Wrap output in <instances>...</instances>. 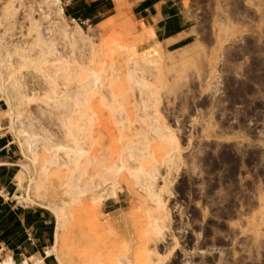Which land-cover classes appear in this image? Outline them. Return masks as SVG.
Here are the masks:
<instances>
[{
  "label": "rangeland",
  "instance_id": "obj_1",
  "mask_svg": "<svg viewBox=\"0 0 264 264\" xmlns=\"http://www.w3.org/2000/svg\"><path fill=\"white\" fill-rule=\"evenodd\" d=\"M42 1L0 0V134L22 178L7 192L48 212L53 235L0 262L264 264V0H184L196 31L170 49L134 0L90 21ZM79 111L91 130L76 198Z\"/></svg>",
  "mask_w": 264,
  "mask_h": 264
},
{
  "label": "crops",
  "instance_id": "obj_2",
  "mask_svg": "<svg viewBox=\"0 0 264 264\" xmlns=\"http://www.w3.org/2000/svg\"><path fill=\"white\" fill-rule=\"evenodd\" d=\"M64 15L90 21L110 10L111 0H60ZM184 0H134L136 15L154 32L152 40L167 49L191 42L195 27L182 7ZM4 100L0 97V112ZM17 151L8 135L0 134V251L6 249L27 262L47 248L53 235L51 215L40 209L21 205L7 188L14 186L17 174ZM31 239L30 242L28 239ZM32 252V254H28ZM44 262V258H43ZM45 263V262H44Z\"/></svg>",
  "mask_w": 264,
  "mask_h": 264
},
{
  "label": "bare ground",
  "instance_id": "obj_3",
  "mask_svg": "<svg viewBox=\"0 0 264 264\" xmlns=\"http://www.w3.org/2000/svg\"><path fill=\"white\" fill-rule=\"evenodd\" d=\"M41 5H43L45 8L44 9H47L48 11H49V14H51V13H53V14H61V11H62V7H61V1L60 0H43L42 1V3H41ZM43 9V8H42ZM60 16V15H59ZM73 21V20H72ZM74 24V23H73ZM73 24L71 25V26H73ZM78 26V25H77ZM76 25H74L73 27H70V28H68L67 26H65V29H64V31H63V33L65 34V35H67V33L69 34V33H72V34H74V35H76V36H78V37H80L79 35L81 34L80 32H79V26L77 27ZM79 28V29H78ZM82 35V34H81ZM81 38V37H80ZM84 37H82V39H83ZM80 95V94H79ZM76 97H77V95H76ZM75 97V98H76ZM78 98V100H77V103H78V101H79V97H77ZM81 102V100L79 101V103ZM76 104V103H75ZM83 103H81V105H82ZM77 105V104H76ZM78 106V105H77ZM73 110V109H72ZM71 110V111H72ZM73 113V112H72ZM82 114L83 113H81L80 111H79V114L78 115H74L73 114V117L74 116H76L75 117V122H76V127L75 128H73L74 129V139H73V141H74V146H73V148H72V160H71V163H73L72 165H74V169L75 170H77L76 171V175H78V176H76V179L75 180H73V179H71V180H73L75 183H73L72 182V184H75V189H74V195H73V197L75 196L76 198H79L78 196L79 195H81L82 193V191H83V189L81 188V183L80 184H78V181H79V179H80V175L82 174V170H83V164H81L82 162V160H81V158L85 155H87L86 154V152H85V150L87 151L88 149H84L83 147V145H82V140H83V137H82V132L83 131H85V130H88V125L90 124L89 122H91L90 120H91V117H90V115L88 114V116L90 117H87V118H85V120H82V121H85V123H81L82 121H81V119H82ZM84 115V114H83ZM85 116V115H84ZM90 119V120H89ZM73 120V119H72ZM81 121V122H80ZM74 122V123H75ZM74 125V126H75ZM91 125V124H90ZM72 129V130H73ZM90 129V128H89ZM91 130V129H90ZM89 130V131H90ZM89 131H85L86 133H88ZM73 132H72V134H73ZM86 133H84V137H85V134ZM89 134V133H88ZM88 134H86L87 135V137H88ZM90 137V136H89ZM86 138V137H85ZM92 138V137H91ZM89 141V140H88ZM88 143V142H87ZM90 144V143H89ZM92 146V145H91ZM90 152V151H89ZM88 152V153H89ZM139 154V153H138ZM137 154V155H138ZM93 155V154H92ZM94 157H95V155H94ZM88 158V157H87ZM83 159H86V158H83ZM90 159H91V157H90ZM89 158L88 159H86V161H83V163L84 162H86V163H84V164H89L90 163V161H92V159L90 160ZM103 159V158H102ZM95 160H96V158H95ZM93 161H94V159H93ZM104 161V160H103ZM106 161V160H105ZM98 163V162H97ZM105 163V162H104ZM107 164V163H106ZM112 164V163H111ZM71 165V166H72ZM91 165V164H90ZM94 165H95V163H94ZM81 167H82V169H81ZM105 167V166H104ZM88 168H90V167H88ZM108 168H110V169H112L111 167H109L108 166ZM71 169H73V168H71ZM85 169V168H84ZM86 169H87V167H86ZM99 169V168H98ZM101 169V168H100ZM73 171V170H72ZM95 171H97V170H95ZM99 171V170H98ZM105 171V170H104ZM75 172V171H74ZM74 172H72V174L74 173ZM77 172H78V174H77ZM86 172V171H85ZM115 172V171H114ZM99 173V172H98ZM71 174V175H72ZM84 174V173H83ZM82 174V175H83ZM91 174V173H90ZM89 175V174H88ZM99 174H97V176H98ZM110 175V174H109ZM107 176V175H106ZM18 177H20L19 175H18ZM72 177V176H71ZM74 177H75V175H74ZM90 177V176H89ZM109 177V176H108ZM111 177H112V175H111ZM73 178V177H72ZM86 178V177H85ZM85 178H83V179H85ZM15 179H17V175H16V178ZM22 179V178H21ZM21 179H17V180H21ZM82 179V180H83ZM106 179V178H105ZM110 179V178H109ZM81 180V179H80ZM93 180V179H92ZM107 180V179H106ZM84 181V180H83ZM86 181H88L87 179H86ZM100 181V180H99ZM99 181H97V182H99ZM102 181V180H101ZM108 181V180H107ZM106 181V182H107ZM112 181V180H111ZM114 181V180H113ZM76 182H77V184H76ZM92 182V181H91ZM103 182V181H102ZM16 183H18V182H16ZM84 183V182H83ZM89 183V182H88ZM87 183V184H88ZM114 183V182H113ZM71 184V185H72ZM86 184V183H85ZM90 184V183H89ZM103 184V183H102ZM112 184V183H111ZM18 185H21V184H18ZM97 185V184H96ZM113 185V184H112ZM74 186V185H73ZM72 186V187H73ZM95 186V185H94ZM100 185H98V187H99ZM110 187H111V185H109ZM83 187V186H82ZM86 187H87V185H86ZM89 187V186H88ZM109 187V188H110ZM85 188V187H84ZM90 188V187H89ZM97 188V187H96ZM111 189V188H110ZM76 190V191H75ZM88 190V189H87ZM92 190H93V188H92ZM71 191V190H70ZM84 192V191H83ZM86 192V191H85ZM89 192V191H88ZM91 192V191H90ZM72 194V193H71ZM108 195V194H107ZM83 196H84V194H83ZM92 196H93V194H92ZM99 196H101L100 194H99ZM97 197V199L98 198H100V197ZM18 197L19 196H15V199L17 198L18 199ZM102 197V196H101ZM75 198V199H76ZM89 198V197H88ZM20 199H23V198H20ZM78 200V199H77ZM85 200V199H84ZM83 200V201H84ZM96 200V199H95ZM79 202V201H78ZM81 203H82V201H81ZM85 203V202H84ZM88 203V202H87ZM90 203V202H89ZM76 204V203H75ZM89 205V204H88ZM87 207H89V206H87ZM79 208V207H78ZM79 215V214H78ZM80 219V218H79ZM56 237V236H55ZM60 237V236H59ZM57 238V237H56ZM55 238V239H56ZM59 239V238H58ZM61 239V238H60ZM56 241V240H55ZM60 242V241H59ZM5 251V250H4ZM48 252V251H47ZM49 252H51V251H49ZM49 255V254H48ZM124 262V261H123ZM122 262V263H123ZM0 264H13V259H12V257H10V255L7 257V258H4V259H2V261L0 262ZM121 264V263H120Z\"/></svg>",
  "mask_w": 264,
  "mask_h": 264
},
{
  "label": "built area",
  "instance_id": "obj_4",
  "mask_svg": "<svg viewBox=\"0 0 264 264\" xmlns=\"http://www.w3.org/2000/svg\"><path fill=\"white\" fill-rule=\"evenodd\" d=\"M72 20H73V21H76V19H72ZM82 23H83V22H82ZM28 240H29L30 242H32V240H31L30 238H29Z\"/></svg>",
  "mask_w": 264,
  "mask_h": 264
},
{
  "label": "trees",
  "instance_id": "obj_5",
  "mask_svg": "<svg viewBox=\"0 0 264 264\" xmlns=\"http://www.w3.org/2000/svg\"><path fill=\"white\" fill-rule=\"evenodd\" d=\"M178 48V47H177Z\"/></svg>",
  "mask_w": 264,
  "mask_h": 264
}]
</instances>
